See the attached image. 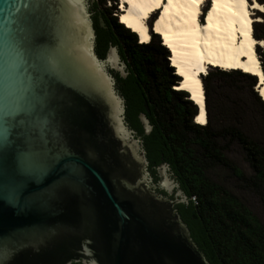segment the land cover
Listing matches in <instances>:
<instances>
[{
    "label": "water",
    "instance_id": "1",
    "mask_svg": "<svg viewBox=\"0 0 264 264\" xmlns=\"http://www.w3.org/2000/svg\"><path fill=\"white\" fill-rule=\"evenodd\" d=\"M0 264H217L92 0H0Z\"/></svg>",
    "mask_w": 264,
    "mask_h": 264
},
{
    "label": "trees",
    "instance_id": "2",
    "mask_svg": "<svg viewBox=\"0 0 264 264\" xmlns=\"http://www.w3.org/2000/svg\"><path fill=\"white\" fill-rule=\"evenodd\" d=\"M255 1L264 8V0ZM110 14L107 12V22L102 19L104 26L140 94L148 121L217 264H264V221L207 175L215 167L228 170L257 195L264 214V143L248 134L249 126L245 130L250 120L247 116L252 117L254 111L262 116V135L264 132V103L255 90L256 77L239 70L206 71L200 78L205 124L197 125L193 122L197 110L187 93L172 89L179 78L168 66V52L158 37L151 35L148 43H137L136 35L117 21L116 14ZM258 15L261 19L251 25V36L264 43V11ZM255 54L264 77V46L256 48ZM230 144L243 155L248 176L227 159L225 151Z\"/></svg>",
    "mask_w": 264,
    "mask_h": 264
},
{
    "label": "bare ground",
    "instance_id": "3",
    "mask_svg": "<svg viewBox=\"0 0 264 264\" xmlns=\"http://www.w3.org/2000/svg\"><path fill=\"white\" fill-rule=\"evenodd\" d=\"M117 2L118 22L136 35L138 43H148L149 34L155 35L168 52L169 66L179 78L173 90L187 93L197 110L193 119L195 124L205 123L199 73H205L209 67L223 71L239 70L255 76V90L264 103V77L255 54L256 47L264 43L251 36V25L258 21L252 14L262 11L261 4L255 0ZM206 3L208 5L202 12ZM154 13L149 28L147 22Z\"/></svg>",
    "mask_w": 264,
    "mask_h": 264
},
{
    "label": "rangeland",
    "instance_id": "4",
    "mask_svg": "<svg viewBox=\"0 0 264 264\" xmlns=\"http://www.w3.org/2000/svg\"><path fill=\"white\" fill-rule=\"evenodd\" d=\"M103 1V2H102ZM251 1V0H250ZM102 2V3H101ZM96 4L99 6L101 9H109L114 8V10H110L107 12H110L111 16H116L118 15V11L114 6V2L110 1L106 2V0H97ZM208 5L207 3L204 4L203 9ZM205 11V10H204ZM258 14H261V12L254 11L252 16L255 17L254 19H258V21H255L254 23L260 22L261 16ZM118 21V20H117ZM138 39V38H137ZM159 41V38H157ZM160 42V41H159ZM262 46H257L256 48H261ZM166 62L168 60L166 59ZM169 66V63H168ZM170 67V66H169ZM211 68H207V71H210ZM217 69V68H215ZM220 70V69H219ZM223 105V103H221ZM241 106V104H238ZM249 114V112L247 111ZM246 114V116L248 115ZM249 117V125H246L245 130H248L249 126V131L248 133L252 138L255 140H258L259 142L264 143V132L262 135L261 132V124H262V116L258 112L252 111V117ZM251 117V118H250ZM264 146V145H263ZM225 155L227 159L234 164L244 176H248L250 174V170L248 169L246 162L244 161L243 155L241 154L240 150L234 146V145H229L226 148ZM208 177L213 180L215 183L220 184L224 188H226L228 191H230L236 198L253 214L255 215L259 221L263 222L264 221V214H263V208L261 205V202L257 195L252 191L251 188L247 187L244 185L242 182L238 181L233 177V175L226 170L225 168L222 167H215L213 169H209L207 172Z\"/></svg>",
    "mask_w": 264,
    "mask_h": 264
},
{
    "label": "flooded vegetation",
    "instance_id": "5",
    "mask_svg": "<svg viewBox=\"0 0 264 264\" xmlns=\"http://www.w3.org/2000/svg\"><path fill=\"white\" fill-rule=\"evenodd\" d=\"M96 2H97V0H92V3H93V5H94V7H95V9L97 10V12H98V14L100 15V17H101V19H103L105 22H107V10L108 9H101V8H99V6L96 4ZM206 7H207V5H206ZM203 9V8H202ZM206 9V8H205ZM204 12V11H203ZM154 18H155V16H154ZM154 18H153V20H154ZM152 20V21H153ZM152 21L149 19L148 20V22H147V24L149 25V28L151 27V23H152ZM151 41L152 42H154V40H155V37L153 36V37H151ZM151 42V43H152ZM167 59H168V57H167ZM177 84V83H176Z\"/></svg>",
    "mask_w": 264,
    "mask_h": 264
},
{
    "label": "snow or ice",
    "instance_id": "6",
    "mask_svg": "<svg viewBox=\"0 0 264 264\" xmlns=\"http://www.w3.org/2000/svg\"><path fill=\"white\" fill-rule=\"evenodd\" d=\"M78 2H82V0H78ZM241 2H244V0H241ZM254 6L259 7V5H255V3ZM261 10L264 11V8H262Z\"/></svg>",
    "mask_w": 264,
    "mask_h": 264
},
{
    "label": "clouds",
    "instance_id": "7",
    "mask_svg": "<svg viewBox=\"0 0 264 264\" xmlns=\"http://www.w3.org/2000/svg\"><path fill=\"white\" fill-rule=\"evenodd\" d=\"M262 13V12H261Z\"/></svg>",
    "mask_w": 264,
    "mask_h": 264
}]
</instances>
